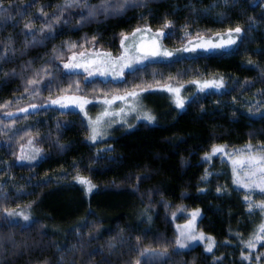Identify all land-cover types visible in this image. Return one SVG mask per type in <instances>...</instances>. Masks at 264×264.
<instances>
[{
	"label": "trees",
	"instance_id": "1",
	"mask_svg": "<svg viewBox=\"0 0 264 264\" xmlns=\"http://www.w3.org/2000/svg\"><path fill=\"white\" fill-rule=\"evenodd\" d=\"M142 26L165 29L172 48L196 35L241 32L230 49L151 61L120 81L86 82L64 70L73 51L116 53L122 35ZM213 77L224 87L195 90L196 80ZM77 78L119 91L172 82L184 85L185 102L161 91L148 102L154 121L96 142L78 110L2 117L72 89ZM29 137L43 154L21 162ZM218 147L225 151L213 154ZM248 156L264 157V0H0V264H137L149 248L170 256L147 264H264V239L247 247L264 192L237 184L234 171L233 161ZM180 208L201 210L212 251L175 249ZM18 209L29 218L8 215Z\"/></svg>",
	"mask_w": 264,
	"mask_h": 264
},
{
	"label": "rangeland",
	"instance_id": "2",
	"mask_svg": "<svg viewBox=\"0 0 264 264\" xmlns=\"http://www.w3.org/2000/svg\"><path fill=\"white\" fill-rule=\"evenodd\" d=\"M241 32V31H240ZM234 30H229L224 34H212V35H196L186 39L181 45L177 47H168L164 43V37L166 34L165 29H152L149 26L138 27L130 33L124 34L121 37L120 51L113 52L101 47H89L80 51H73L68 55L62 66L67 72L83 73L85 75L84 81H98L100 80H122L126 73L134 70L138 66H142L151 61L168 60L181 56L192 55L199 52H217L220 50H227L232 48L238 39L240 34ZM162 33V35H161ZM231 41V42H230ZM212 45H221V47H212ZM158 48L160 51H168L173 55L171 56H150L146 55L151 51L153 47ZM194 49L185 51L184 49ZM122 58V59H121ZM67 64H85L92 71V75H89L83 68H66ZM127 65V66H126ZM103 72L104 74H100ZM222 80L218 77L206 78L196 80L194 82V88L197 91H209L220 90L221 88H201L205 82ZM77 78L73 84V88L69 89L54 97H36L30 103L18 107H9V109L1 113L3 118H9L14 115L27 113L33 110H37L43 107H57L61 110H78L83 113L90 130V139L93 142L99 141L110 136L117 128L125 127L129 128L137 121L145 119V114L153 117V109L148 102L152 104V99L155 94L166 95L161 91H165L168 97L177 103V97L185 102L184 99V85L176 84L172 82L164 83L161 85H143L142 87L130 89H123L122 91L116 90V88L103 89L97 82L96 85L89 89V87L77 82ZM119 88V87H117ZM172 89V90H169ZM178 89L177 92L173 91ZM102 91V92H101ZM129 93H135V95H129ZM123 97V99H121ZM59 100L61 103L54 104L52 101ZM107 101V103H106ZM179 105V104H178ZM26 109V111H25ZM107 113V115H105ZM149 121H154L151 119ZM96 128V139L93 140V129ZM43 152L39 144L34 137L24 139L19 145L18 159L21 162H35L41 156ZM257 159L261 156H252ZM247 158H238L237 160H246ZM236 179L239 176L241 184L247 183L252 188V181L255 180L257 184L260 183V176L258 166L249 168H240L235 165ZM257 172L256 176H252V172ZM251 177V179H249ZM85 181V182H81ZM80 182L85 186L86 190L91 191L94 186L90 180L82 178ZM15 213H22V215H14V218L24 219V216L29 218V210H20ZM193 213L198 215L193 219ZM186 216L182 222H177L176 219L179 216ZM202 212L199 208L185 209L180 208L173 213V220L175 221V228L177 230V244L175 249H187L197 244H202L207 251L208 245L212 243L211 251L215 247V239L211 234H208L199 228V219ZM191 225V229L187 226ZM261 225H264V213ZM260 225V227H261ZM259 227V230H260ZM185 235L182 236L181 233ZM195 234L199 236L203 234L204 239L189 240L185 237L189 234ZM258 231L257 235H260ZM183 241V247L181 246ZM170 256L167 249L164 248H149L145 249L140 261L137 264H147L154 262H162Z\"/></svg>",
	"mask_w": 264,
	"mask_h": 264
},
{
	"label": "snow or ice",
	"instance_id": "3",
	"mask_svg": "<svg viewBox=\"0 0 264 264\" xmlns=\"http://www.w3.org/2000/svg\"><path fill=\"white\" fill-rule=\"evenodd\" d=\"M241 31V29L239 27H237L235 29V32L236 33H239ZM162 35V33H161ZM231 42V41H230ZM212 47H221V45H212ZM185 51H189V50H194V49H184ZM146 55H150V56H171L173 55L171 52H168V51H160L158 48H156L155 46L153 47V49L149 52L146 53ZM122 59V58H121ZM127 66V65H126ZM66 68H83L85 71L88 72L89 75H92V71L89 69V67L85 64H67L65 65ZM100 74H104L103 72H101ZM33 83H35V81H33ZM223 87V82L222 80H215V81H209V82H205L203 85H201V88H221ZM169 90H172V89H169ZM175 92H177L178 94V89H175L173 90ZM129 95H135V93H129ZM121 99H123V97H121ZM52 103L54 104H59L61 103V101L59 100H54L52 101ZM107 103V101H106ZM177 103L182 107L183 106V101L179 99V97H177ZM26 111V109H25ZM105 115H107V113H105ZM145 119L147 120H151L153 119V117H151L150 115H147L145 114ZM96 135H97V130L96 128L93 129V136H92V139L95 140L96 139ZM225 149L223 147H218V148H214L213 149V154L215 153H222L224 152ZM233 164L234 165H238L240 168H249V170H251L253 167H257L258 166V171H259V176H260V183L257 184L255 182V180L252 181V186L253 187H257L259 188V190L261 192H264V157H261L259 159H257L256 157H252V156H248V158L246 160H234L233 161ZM236 169L234 168V171ZM257 175V172L253 171L252 172V176H256ZM249 179H251V177H249ZM81 182H85V181H81ZM236 183L237 184H241V181L239 179V176L237 177V180H236ZM243 187H248L249 185L247 183H244L242 184ZM247 199V197H246ZM255 207L257 208H262L264 209V203H261V204H256L254 205ZM8 215H22V213H15V212H9ZM198 215V213H193V219H195V217ZM24 219L27 220L28 217L27 216H24ZM189 229H191V225L187 226ZM261 233H264V225H261L260 227V230H259ZM182 236H184L185 234L182 232L181 233ZM186 239H189V240H196V239H204L203 237V234H200L199 236L195 235V234H192V233H189L186 237ZM264 239V236H261V235H257L254 237L253 240H250L248 241V244H247V247H255V244L257 241L259 240H262ZM181 243V246L183 247V241L180 242ZM211 248H212V243H210L208 245V250L211 251Z\"/></svg>",
	"mask_w": 264,
	"mask_h": 264
}]
</instances>
